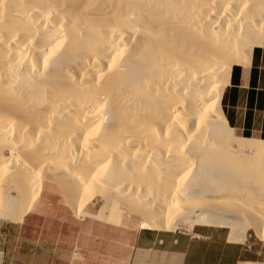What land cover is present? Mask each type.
<instances>
[{"label":"bare ground","instance_id":"1","mask_svg":"<svg viewBox=\"0 0 264 264\" xmlns=\"http://www.w3.org/2000/svg\"><path fill=\"white\" fill-rule=\"evenodd\" d=\"M263 36L264 0H0V221L50 181L80 217L264 236V138L221 105Z\"/></svg>","mask_w":264,"mask_h":264},{"label":"crops","instance_id":"2","mask_svg":"<svg viewBox=\"0 0 264 264\" xmlns=\"http://www.w3.org/2000/svg\"><path fill=\"white\" fill-rule=\"evenodd\" d=\"M248 59L245 65L232 66L222 92V110L238 135L264 138V36L251 48ZM51 193L50 185L44 184L22 221L0 226V264H264V258L251 256L252 243L248 240L231 241L225 229L205 224L178 230L139 228L129 242L118 246L84 242L81 237L72 245L69 241L38 236L39 231L33 229L66 227L29 222L30 212L39 211ZM111 209L105 218L80 217L71 210L77 217L106 222Z\"/></svg>","mask_w":264,"mask_h":264},{"label":"rangeland","instance_id":"3","mask_svg":"<svg viewBox=\"0 0 264 264\" xmlns=\"http://www.w3.org/2000/svg\"><path fill=\"white\" fill-rule=\"evenodd\" d=\"M223 108V107H222ZM235 134H237L234 131ZM47 182V181H46ZM52 190L51 195L47 200L39 206V211L30 212L31 224L44 225H66L64 228L56 229H33L38 230L36 235L48 236L51 239L69 241L72 245L78 237L84 241H94L95 243H109L111 246H118L129 242L134 233L142 227H139L141 217L139 214L130 212L122 206L118 200H113L112 209L109 214V220L103 221L98 218L85 216L83 218L77 217L72 210L66 205L60 188L53 182H47ZM103 202V197L100 195L94 196L87 204L86 209L92 213H97L99 207ZM119 206V208H118ZM122 206V207H121ZM124 209V210H123ZM8 224V220H1L0 226ZM196 225L194 223L192 226ZM210 226H219L229 233V228L220 224H205ZM191 226V227H192ZM186 223L180 225L174 230L190 229ZM162 230V229H159ZM246 240L252 243L251 256L264 258V236L257 237L252 228L246 230ZM102 245V244H101ZM108 245V244H107ZM106 245V246H107Z\"/></svg>","mask_w":264,"mask_h":264},{"label":"built area","instance_id":"4","mask_svg":"<svg viewBox=\"0 0 264 264\" xmlns=\"http://www.w3.org/2000/svg\"><path fill=\"white\" fill-rule=\"evenodd\" d=\"M75 253H77V252H75Z\"/></svg>","mask_w":264,"mask_h":264}]
</instances>
